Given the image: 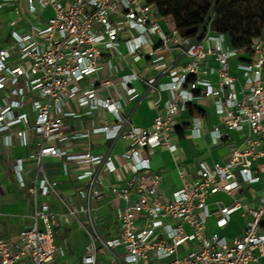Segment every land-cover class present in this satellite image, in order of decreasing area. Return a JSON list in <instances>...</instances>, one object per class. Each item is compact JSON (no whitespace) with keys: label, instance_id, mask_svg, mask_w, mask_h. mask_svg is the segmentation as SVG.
Masks as SVG:
<instances>
[{"label":"built area","instance_id":"obj_1","mask_svg":"<svg viewBox=\"0 0 264 264\" xmlns=\"http://www.w3.org/2000/svg\"><path fill=\"white\" fill-rule=\"evenodd\" d=\"M47 7L51 15L44 16ZM161 19L147 0H0V136L6 147L30 148L25 158L14 159L12 172L32 202L31 223L16 237L0 228V264H54L56 255H64L55 232L73 226L85 236L81 264H249L256 261L255 248L264 254V195L256 206L236 196L243 185L259 182L253 162L264 163V43L255 40L251 61H242L224 34L207 29L199 38L182 37L174 28L163 31ZM20 21L28 26L17 28ZM121 42L133 61L149 58L169 75L157 87L169 97L147 127L134 125L123 112L125 102L136 96L132 82L140 76L134 70L117 76L118 68L105 57L120 53ZM161 48L176 49L190 61L175 67L154 55ZM207 57L216 68L205 65ZM232 58L239 60V76L231 73ZM214 70L217 85L204 77ZM101 71L106 79L97 77ZM144 80L148 89H156L155 77ZM96 82L105 89L103 95ZM196 97L212 100L218 117L210 130L212 141L230 140L231 149L223 162L200 161L191 181L184 169L178 170L180 188L165 195L148 153L162 147L177 151L171 140L174 117ZM151 105L157 109L159 98ZM100 107L113 116L112 123L66 129L68 117L90 116ZM201 126L194 117L190 135L200 136ZM230 131L239 134V143ZM96 135L123 141L125 148L120 153L111 146L101 153L69 150L72 141ZM46 158L62 160L64 174L74 166L75 195L61 192L48 178ZM29 170L33 175L27 182ZM106 174L113 181L104 183ZM216 192L232 197L229 205L217 202L218 227L237 209L250 215L242 235L230 241L205 233L207 197ZM108 194L122 201L111 236L99 231L95 215L97 203ZM63 242L67 245L68 239Z\"/></svg>","mask_w":264,"mask_h":264},{"label":"crops","instance_id":"obj_2","mask_svg":"<svg viewBox=\"0 0 264 264\" xmlns=\"http://www.w3.org/2000/svg\"><path fill=\"white\" fill-rule=\"evenodd\" d=\"M160 27L163 31L169 32L173 28L172 21L162 18L160 20ZM151 37L153 39L157 38L155 35ZM225 40L227 45L230 46L226 36ZM259 40L264 43V29L262 37ZM145 49L148 51L151 49V46H146ZM120 50V53H113V55L112 52L105 54V57H110L111 62L118 68L117 76L130 70H134L140 76V79L132 82L136 96L125 102L123 112L129 115L134 125L147 127L152 123L157 111H163L164 102L169 97L167 90L157 89L159 84L169 81L168 72H164L161 68H155L149 58L142 59L138 62L133 61L131 57L125 55L126 48L123 42L120 44ZM239 54L243 56V54ZM154 55L162 56L164 61L171 62L175 67H180L190 61L188 56L181 54L176 49L161 48ZM238 61L236 58L230 60L231 73L235 76L240 75L237 69ZM205 65L216 68L217 63L211 57H207ZM97 77L100 80L106 79V72H99ZM149 77L156 78V89H148L144 79ZM204 77L213 85H217L218 76L215 70ZM86 81L83 80L81 83L84 87H87ZM95 87L99 94L103 95L105 93V89L98 82H96ZM157 98H159V105L156 109L151 105V100H156ZM71 106L74 107L73 104ZM191 109L193 111L192 113L190 112ZM194 117H199L202 123L201 135L198 137L190 135V127ZM113 120V116L104 108L100 107L90 116L68 117L65 121V126L66 129H84L88 126H96L103 122L112 123ZM217 120L218 117L215 114L212 100L202 97L193 99L186 105L184 110L174 117L175 127L171 135V140L177 145V151L171 153L168 149L162 147L148 153L151 168L161 175L160 190L163 194L171 195L180 188L182 182L178 170L184 169L187 172V179L191 181L195 177V171L200 161H205L211 165L215 162H223L227 158L231 149L230 140L223 139L213 142L211 138L210 130L217 123ZM229 135L232 140H235L237 143L240 142L237 132L230 131ZM110 146L113 152L120 153L124 150L125 143L120 140L114 143L104 141L101 136L96 135L90 139L72 141L69 150L72 152L90 150L94 153H101L110 148ZM29 150V147H23L18 144L6 147L0 136V228L13 237H16L20 230L31 223V199L27 191L19 187L16 177L12 172L14 159L25 158ZM43 165L48 178L55 182L56 187L61 192L75 195V187L77 184L73 182L70 174L75 170L73 165L70 167L69 174H64L62 160L46 158L43 161ZM252 167L259 168V182L251 185H243L236 193V196L242 204L256 206L259 197L264 195V163L261 160H256L253 162ZM236 174L240 179L237 170ZM32 175L33 170H29L25 176L27 182L30 181ZM109 181H113V176L106 174L103 182L107 183ZM231 201L232 197L223 192H216L207 197L206 202L210 211V215L206 220L205 233L207 235L216 234L225 237L229 241L242 235L246 222L250 220V215L242 214L241 208L230 214L229 221L224 227H218L216 223L217 202H221L223 205H229ZM52 202L54 207L60 210V206L54 198H52ZM117 205H122V201L113 198L109 194L97 203L95 214L96 224L99 231L107 236H111L117 231L115 210ZM262 222H264V216ZM62 229L64 230L62 235L63 240L66 237L68 244L64 245L63 240L59 243L64 248V255H56L54 264H65V261L68 263L69 258H72V261L70 260L71 264H81L80 256L83 244L85 243L83 232L75 227H62ZM253 254L256 261H252L249 264H264V254L258 248L253 250ZM98 258L99 260L104 259L101 254H99Z\"/></svg>","mask_w":264,"mask_h":264},{"label":"trees","instance_id":"obj_3","mask_svg":"<svg viewBox=\"0 0 264 264\" xmlns=\"http://www.w3.org/2000/svg\"><path fill=\"white\" fill-rule=\"evenodd\" d=\"M182 37H200L207 29L224 34L230 47L251 61V45L262 37L264 0H147ZM197 93V92H196ZM192 113V109L190 110ZM264 227V222H261Z\"/></svg>","mask_w":264,"mask_h":264},{"label":"rangeland","instance_id":"obj_4","mask_svg":"<svg viewBox=\"0 0 264 264\" xmlns=\"http://www.w3.org/2000/svg\"><path fill=\"white\" fill-rule=\"evenodd\" d=\"M36 14L38 13V11H36L35 12ZM44 16H49V15H51V10L49 9V8H47V9H45L44 10V14H43ZM9 17H12V14H9ZM7 18H8V16H7ZM6 18V19H7ZM25 18L27 19V21H29V22H32V19H31V16H29V15H25ZM35 23L36 24H39L37 21H35ZM26 27V26H28L27 24H26V22L25 21H20L17 25H16V27L17 28H22V27ZM2 31L4 32V31H6V28H2ZM74 227V226H73ZM63 229H62V227H60V228H58V231L57 232H55V236H54V241H55V243L57 244V245H59V243H61V241L63 240ZM71 261H72V258H69ZM169 258H167V259H165V260H168ZM68 261V264H71V261ZM73 264V263H72Z\"/></svg>","mask_w":264,"mask_h":264}]
</instances>
